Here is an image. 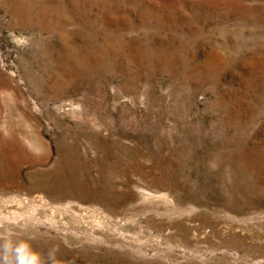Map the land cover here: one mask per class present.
<instances>
[{"label": "rangeland", "instance_id": "obj_1", "mask_svg": "<svg viewBox=\"0 0 264 264\" xmlns=\"http://www.w3.org/2000/svg\"><path fill=\"white\" fill-rule=\"evenodd\" d=\"M0 264H264V0H0Z\"/></svg>", "mask_w": 264, "mask_h": 264}]
</instances>
